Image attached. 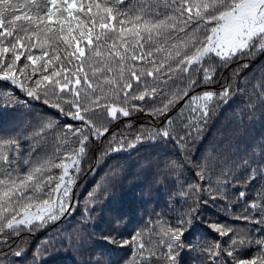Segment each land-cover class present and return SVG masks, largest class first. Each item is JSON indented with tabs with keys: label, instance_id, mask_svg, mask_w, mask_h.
I'll return each mask as SVG.
<instances>
[{
	"label": "snow or ice",
	"instance_id": "6c2138e0",
	"mask_svg": "<svg viewBox=\"0 0 264 264\" xmlns=\"http://www.w3.org/2000/svg\"><path fill=\"white\" fill-rule=\"evenodd\" d=\"M258 125L264 0H0V264H264Z\"/></svg>",
	"mask_w": 264,
	"mask_h": 264
},
{
	"label": "trees",
	"instance_id": "16d2710c",
	"mask_svg": "<svg viewBox=\"0 0 264 264\" xmlns=\"http://www.w3.org/2000/svg\"><path fill=\"white\" fill-rule=\"evenodd\" d=\"M255 131L256 134L259 135L262 131H264V129H262L258 125ZM92 179L93 178L90 177L87 183L91 182ZM120 198L122 201L120 200ZM148 201H152V203H148ZM157 202H160V199L156 195L155 191L149 194L147 185L143 182V180L131 178L130 181L125 184L124 188L120 192H118L114 207L130 210L132 211L133 215H136L135 209L146 207L147 209L151 210V208L156 206ZM44 237V233L37 234V236L33 240V243H37ZM61 259L63 261V264H68V262L70 261V255L64 254Z\"/></svg>",
	"mask_w": 264,
	"mask_h": 264
}]
</instances>
